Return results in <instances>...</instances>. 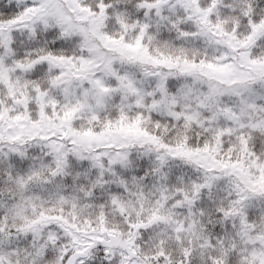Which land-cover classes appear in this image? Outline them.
Listing matches in <instances>:
<instances>
[{"label": "snow or ice", "instance_id": "snow-or-ice-1", "mask_svg": "<svg viewBox=\"0 0 264 264\" xmlns=\"http://www.w3.org/2000/svg\"><path fill=\"white\" fill-rule=\"evenodd\" d=\"M0 264H264V0H0Z\"/></svg>", "mask_w": 264, "mask_h": 264}]
</instances>
